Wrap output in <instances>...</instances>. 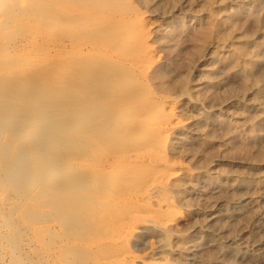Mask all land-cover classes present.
<instances>
[{
    "label": "rangeland",
    "instance_id": "rangeland-1",
    "mask_svg": "<svg viewBox=\"0 0 264 264\" xmlns=\"http://www.w3.org/2000/svg\"><path fill=\"white\" fill-rule=\"evenodd\" d=\"M108 2L0 13V264H264V0Z\"/></svg>",
    "mask_w": 264,
    "mask_h": 264
},
{
    "label": "bare ground",
    "instance_id": "bare-ground-1",
    "mask_svg": "<svg viewBox=\"0 0 264 264\" xmlns=\"http://www.w3.org/2000/svg\"><path fill=\"white\" fill-rule=\"evenodd\" d=\"M18 1H20V0H0V13L3 12V11H5L6 9L8 10V9H10L11 7H14ZM63 1H65L68 5H71V6H72V7H68V8L66 9V11H68L69 9H70V10H73L74 7H76V6H78V5H81V8H82V6H91V5H94L95 3H99V1H102V0H63ZM103 1H106V2L110 1V2H108V3H111V2L114 1V0H103ZM46 2H47V0H46ZM100 3H101V2H100ZM130 7H131V6H130ZM88 8H89V7H88ZM94 10H95V9H94ZM12 13H13V12H12ZM12 13H11V14H12ZM88 13H89V12H88ZM111 13H112V12H111ZM127 13H128V12H127ZM88 15H89V14H88ZM88 15H87V16H88ZM90 15H91V14H90ZM85 16H86V15H85ZM90 18H91V17H90ZM18 20H20V18L18 17V13H17V15L13 17V19H12V21H11V24H12V23H13V24H14V23H17ZM62 22H63V21H62ZM126 22H127V21H126ZM127 24H128V23H127ZM125 26H126V25H125ZM143 28H144V26H143ZM123 33H124V32H123ZM131 38H132V37H131ZM144 40H145V39H144ZM145 42H146V41H145ZM145 42H144V43H145ZM142 45H143V44H142ZM149 54H150V53H149ZM151 58H152V57H151ZM256 63H257V62H256ZM77 78H79V77H77ZM72 79L75 80L76 77H75V78H72ZM74 80L71 81V79H70V82H67V83H70V84H71L72 82H74ZM68 81H69V80H68ZM75 81L77 82L78 80H75ZM79 81H80V80H79ZM79 81H78L77 83L80 84ZM63 83H64V86H66V85L69 86V84H67L66 81L63 82ZM74 83H75V82H74ZM77 83H76V85H79V84H77ZM65 84H66V85H65ZM81 84H82V83H81ZM228 85H229V84H228ZM64 86H63V88H65ZM68 86H67V88H65V90L69 88ZM225 87H226V86H225ZM59 88H60V87H59ZM59 88H56L55 85H53V84H49V85H47V87L45 88V90H44L43 92L40 93V95H39V99H38L37 101L45 102V100L51 99L50 97H53V96H54V98L56 99V97L58 96V97H57V98H58V99H57L58 103H60L61 105L63 104V105H64V106L62 105L63 107H65V106H66V107H67V106H70V103H69V102L72 101V100L69 99V96H65L62 92H61V93L64 95V97H61L62 95L59 96V95L56 94V93L58 92V89H59ZM70 88H75V87H74V86H73V87L71 86ZM77 88H78V86H77ZM79 88H80V87H79ZM59 90H60V89H59ZM77 90H78V89H77ZM77 90H75V92H76ZM68 91H69V90H68ZM70 91H71V90H70ZM70 91H69V92H70ZM78 91H80V90H78ZM78 91H77V92H78ZM65 92H66V91H65ZM24 93H25V92H24ZM33 93H34V92H33ZM59 93H60V92H59ZM61 93H60V94H61ZM73 93H74V92H73ZM70 95H71V97H73L72 94H70ZM24 96H25V95H24ZM25 97H26V96H25ZM83 97H84V96H83ZM27 98H28V97H27ZM54 98H53V99H54ZM24 99H25V98H24ZM22 101H23V100H22ZM24 101H25V100H24ZM29 102H30V101H29ZM79 103L81 104V102H79ZM45 106H46V105H45ZM170 107H171V106H170ZM67 109H68V108H67ZM149 109H150L151 112H154V113H155V111L158 109V107H157V105H151V106L149 107ZM170 122H171V121H170ZM171 123H172V122H171ZM142 124H146V123L144 122V123H142ZM176 125H177V124H176ZM168 126H170V124H169ZM172 126H173V125H172ZM181 126H182V125H181ZM140 127H143V125H141ZM157 127H158V126H157ZM174 127H176V126H174ZM141 129H142V128H141ZM143 129H144V128H143ZM151 136H152V135H151ZM153 137H154V136H153ZM155 138H156V137H155ZM161 143H162V142H161ZM161 148H163V146H162ZM144 156H145V154H144ZM147 158H148V156H147ZM135 159H136V158H135ZM138 159H139V158H138ZM144 159H145V158H144ZM146 160H147V159H146ZM138 161H139V160H138ZM130 162H131V161H130ZM132 162H133V161H132ZM141 162L143 163V161H141ZM141 162H140V163H141ZM133 163H134V162H133ZM137 163H138V162H137ZM159 163H160V162H159ZM126 166H127V165H126ZM129 166H130V165H128V168H129ZM131 166H132V165H131ZM131 166H130V168H131ZM151 167H152V166H151ZM132 168H133V166H132ZM134 169H135V167H134ZM145 169H146V167H145ZM145 169H144V171H145ZM131 171H132V170H130V172H131ZM162 171H163V170H162ZM66 172H68V166H66V167L61 171V173H66ZM145 172H146V171H145ZM156 172H158V171H156ZM163 172H164V171H163ZM146 173H148V172H146ZM153 173H154V172H153ZM153 173H152V174H153ZM161 173H162V172H161ZM148 174H149V173H148ZM154 174H155V173H154ZM154 174H153L152 177H155V176H156V175L154 176ZM174 174H175V173H174ZM150 175H151V174H150ZM166 175H167V174H166ZM161 176H162V175H161ZM161 176H159V178H160ZM167 176H168V175H167ZM169 176H170V175H169ZM172 176H173V175H171V177H172ZM261 176H262V175H261ZM150 177H151V176H150ZM159 178H158L157 181L153 180L154 182L151 180L152 178H151L150 180H151L153 183H156V182L159 181ZM162 178H163V177H162ZM168 178H169V177H168ZM166 179H167V177H166ZM85 180L88 181L87 179H85ZM150 180H148V182H149ZM163 180H164V179H163ZM161 181H162V180H161ZM165 182H166V180H165ZM165 182H164V183H165ZM151 184H152V183H150V186H151ZM165 184H166V183H165ZM147 185H148V183H147ZM158 186H159V185H158ZM151 187H152V186H151ZM146 188H147V187H146ZM146 188H145V189H146ZM156 188H157V187H156ZM145 189H144V190H145ZM150 189H151V188H150ZM153 189H154V188H153ZM153 189H152V190H153ZM158 189H160V188H158ZM144 190H143V191H144ZM99 191H100V190H99ZM99 191H98V189H97V192H98V193H99ZM145 192H146V191H145ZM145 192H144V193H145ZM95 193H96V192H94V194H95ZM103 193H104V192H103ZM140 193L144 194L143 192H140ZM148 193H149V192H148ZM148 193H146V194H148ZM94 194H93V195H94ZM101 194H102V193H101ZM116 194H118V193H116ZM95 195H97V193H96ZM102 195H103V194H102ZM114 195H115V194H114ZM118 195L120 196L121 194H118ZM118 195H117V196H118ZM151 195H152V194H151ZM151 195H150V196H151ZM99 196H100V195H99ZM105 196L108 198L107 195H105ZM94 197H95V196H94ZM102 197L104 198V196H102ZM102 197H100V198H102ZM112 197H113V196H112ZM112 197H111V199H113ZM138 197H139V196H138ZM140 197H141V196H140ZM96 198H97V197H96ZM116 198H117V197H116ZM120 198H121V197H120ZM146 198H147V197H146ZM91 199H92V198H91ZM97 199H99V197H98ZM111 199H110V200H107V199H106L107 201H106V200H105V201L108 202V203H109V202L111 203ZM94 200H95V198H94ZM94 200H92V201H94ZM102 200L104 201V199H102ZM119 200H120V199H119ZM96 201H98V200H96ZM96 201H95V202H96ZM112 202H115V200H112ZM101 203H102V202H101ZM110 203H109L108 205L111 206ZM116 203H117V202H116ZM165 203H166V202H165ZM83 204H84V203H83ZM83 204H82V206H83ZM90 204H92V202H91ZM119 204L121 205L122 202H121V203L119 202ZM167 204H168V203H167ZM88 205H89V203L86 205V208H87V207H90V205H89V206H88ZM96 205H97V204H96ZM99 205H101V204H99ZM99 205H97V206H99ZM103 205H104V203H103ZM103 205H102V206H103ZM105 205H106V204H105ZM108 205L106 206L107 208L110 207V206L108 207ZM112 205H113V204H112ZM93 206H95V204H93ZM93 206L91 205V207H90V211H91V208H92V209H93V208L95 209L96 206H95V207H93ZM102 206H101V209H102ZM113 206L117 207L116 205H113ZM118 206H119V205H118ZM124 206H126V205H124ZM83 207H84L83 210L86 209L85 206H83ZM103 207H104L103 211L106 210L105 206H103ZM115 207H114L113 209H111V210L116 209ZM119 207H120V206H119ZM119 207H117V211L121 210V208H122L123 206H122L120 209H119ZM127 207H128V206H127ZM127 207H125L124 209H125V212H127L128 215H129V212H130V211L126 210ZM167 207H168V206H166V208H167ZM98 208H99V207H98ZM110 208H111V207H110ZM131 208H132V207H131ZM94 209H93V210H94ZM96 209H97V208H96ZM118 209H119V210H118ZM122 209H123V208H122ZM128 209H129V208H128ZM160 209H161V208H160ZM160 209H159V210H160ZM163 209H164V208H163ZM83 210H82V212H83ZM87 210H88V208H87ZM93 210H92V211H93ZM107 210H108V209H107ZM129 210H130V209H129ZM134 210H135V209H134ZM95 211H96V210H95ZM95 211H93V212H95ZM108 211H110V210H108ZM114 211H115L116 214H118V212H117L116 210H114ZM163 211H164V210H163ZM84 212H85V211H84ZM84 212H83V213H84ZM98 212H99V211H98ZM98 212H97V214H98ZM121 212H122V213H125V212L122 211V210H121ZM121 212H119V213H121ZM131 212H132V210H131ZM134 212H135V211H134ZM90 213H91V212H90ZM111 213L113 214V211H112ZM122 213H121V214H122ZM162 213H163V212H162ZM173 213H174V212H173ZM84 214H85V213H84ZM84 214H83V215H84ZM86 214L89 215V212L87 211ZM91 214H92V213H91ZM95 214H96V213H95ZM99 214H100V213H99ZM104 214H105V213H103V215H104ZM131 214H132V215H135V213H131ZM131 214H130V215H131ZM160 214H161V213H160ZM101 215H102V214H101ZM103 215H102V216H103ZM118 215H119V214H118ZM123 215H124V214H123ZM125 215H126V214H125ZM136 215H137V213H136ZM151 215H152V214H151ZM170 215H172V216H171V219H173V214L170 213ZM84 216H85V215H84ZM86 216H87V215H86ZM86 216H85V217H86ZM96 216H97V215H96ZM104 216H106V214H105ZM110 216H111V215H110ZM116 216H117V215H116ZM119 216H120V215H119ZM126 216H127V215H126ZM145 216H146V215H145ZM152 216H153V215H152ZM154 216H156V215L154 214ZM82 217H83V216H82ZM85 217H84L83 219H88V217H87V218H85ZM90 217H93V215H90ZM94 217H95V216H94ZM106 217H107V216H106ZM111 217H112V216H111ZM111 217H110V218H111ZM130 217H131V216H129L128 218L130 219ZM132 217H133V216H132ZM132 217H131V218H132ZM134 217H135V216H134ZM136 217H137V216H136ZM148 217L150 218V216H148ZM156 217H158V216H156ZM210 217H211V216H210ZM224 217H225V216H224ZM80 218H81V217H80ZM97 218H98V217H97ZM101 218H102V217H101ZM103 218L105 219V217H103ZM103 218H102V220H103ZM116 218H117V217H116ZM116 218H115V219H116ZM126 218H127V217H126ZM149 218H148V219H149ZM159 218H163V215H161V217H159ZM93 219H94V218H93ZM151 219H154V218H151ZM164 219H166V218H164ZM167 219H168V218H167ZM207 219H208V218H207ZM81 220H82V218H81ZM90 220L92 221V218H91ZM94 220H95V219H94ZM94 220H93L92 222L95 224ZM118 220H119V219H118ZM127 220H128V219H127ZM130 220H131V219H130ZM205 220H206V219H205ZM205 220H204V221H205ZM87 221H88V220H86V222H85V220H84L83 222L87 223ZM95 221H98V220H95ZM107 221H108V220H107ZM128 221H129V220H128ZM132 221H133V220H131L130 223H132ZM138 221H139V220H138ZM92 222H91V224H93ZM156 222H157V220L155 221V223H156ZM166 222H167V221H166ZM166 222H165V223H166ZM78 223H80V220H79ZM78 223H77V224H78ZM81 223H82V222H81ZM85 223H84V226L87 225V224L85 225ZM97 223H98V222H97ZM137 223H138V222H137ZM139 223H141V222H139ZM142 223H145V222H142ZM147 223H148V222H147ZM160 223H162V221H160ZM163 223H164V221H163ZM205 223H206V221H205ZM211 223H212V222H211ZM88 224H89V223H88ZM91 224H90V227H91ZM94 224H93V225H94ZM103 224H104V223H103ZM103 224L100 225V228L103 226ZM106 224H107V223H106ZM132 224H133V223H132ZM167 224H168V223H167ZM98 225H99V224H98ZM128 225H129V224H128ZM128 225H126V226H128ZM130 225H131V224H130ZM161 225H162V224H161ZM163 225H164V224H163ZM204 225H205V224H204ZM76 226H82V224H81V225L78 224V225H76ZM104 226H105V225H104ZM133 226H134V225H133ZM205 226H206V225H205ZM95 227H96V225H95ZM95 227H94V228H95ZM78 228H79V227H78ZM81 228H83V227H80V231H81ZM86 228H87V226H86ZM86 228H85V229H86ZM155 228H156V227H155ZM83 229H84V228H83ZM88 229H89V226H88ZM92 229H93V228H92ZM114 229H115V228H114ZM137 229H138V227H132L131 230H128V231H127V238H125V239H128L129 241H133L134 238H135L136 235H137V231H138ZM76 230H77V229H76ZM78 230H79V229H78ZM90 230H91V229H90ZM139 230H140V229H139ZM159 230H160V229H159ZM85 231H86V230H85ZM85 231L83 230L84 233H85ZM87 231H88V230H87ZM101 231H102V230H101ZM109 231H110V230H109ZM209 231H210V230H209ZM78 232H79V231H78ZM78 232H77V233H78ZM89 232H90V231H89ZM112 232H113V230H112ZM114 232H116V231H114ZM118 232H120V230H119ZM118 232H117V234L119 235ZM160 232H161V231H160ZM84 233H80V234H84ZM105 233H106V232H105ZM124 233H125V232H124ZM86 234H87V233H86ZM112 234H113V233H112ZM97 235H99V232H98ZM100 235H102V234H100ZM107 235H109V234H107ZM110 235H111V233H110ZM123 235H124V234H123ZM72 236H73V235H72ZM72 236H70V237H72ZM84 236H85V235H84ZM92 236H93V235H92ZM92 236H91V237H92ZM95 236H96V235H94V237H95ZM115 236H116V235H115ZM115 236L112 235V237H114V238H115ZM76 237H78V236L76 235ZM80 237L82 238L83 236L80 235ZM80 237H79V238H80ZM88 237H89V236H87V238H88ZM103 237L105 238V236H103ZM103 237H102V238H103ZM112 237H108V238H110V240H111ZM116 237H118V236H116ZM72 238H74V237H72ZM106 238H107V237H106ZM77 239H78V238H77ZM96 239H97V238H96ZM112 239H113V238H112ZM125 239H124V240H125ZM67 240H68V239H67ZM70 240H71V239H70ZM73 240H74V239H73ZM81 240H82V239H81ZM86 240H87V239H86ZM89 240H90V238H89ZM108 240H109V239H108ZM118 240H119V239H118ZM121 240H122V239H121ZM71 241H72V240H71ZM71 241H70V242H71ZM256 241H257V240H256ZM72 242H73V241H72ZM74 242H75V240H74ZM89 242H90V241H89ZM94 242H95V240H94ZM110 242H111V241H110ZM110 242L107 243V246H106L107 248H108V244H109ZM115 242H116V241H115ZM118 242H119V241H118ZM260 242H261V241H260ZM79 243H80V242H79ZM90 243H91V242H90ZM111 243H112V242H111ZM123 243H124V242H123ZM126 243H127V242H126ZM74 244H75V243H74ZM85 244H86V242H85ZM87 244H89V243H87ZM92 244H94V243H92ZM102 244H104V242H103ZM117 244H118V243H117ZM90 245H91V244H90ZM97 245L99 246V244H97ZM82 246H83V245H82ZM86 246H87V245H86ZM93 246H94V245H91L92 248H93ZM102 246H103V245H102ZM109 246H110V245H109ZM72 247H73V246H72ZM89 247H90V246H89ZM91 247H90V249H91ZM100 247H101V246H100ZM110 247H111V246H110ZM112 247H113V246H112ZM260 247H261L262 250H264V243H261V244H260ZM84 248H86V247H84ZM107 248L104 249V250H107ZM257 249H258V248H257ZM261 249H260V250H261ZM92 250H93V249H92ZM109 250H110V249H109ZM209 250H210V249H209ZM193 251H194V250H193ZM91 252H93V251H91ZM108 252H109V251H108ZM189 252L191 253V251H189ZM250 252H251V251H250ZM254 252H255V251H254ZM109 253H110V252H109ZM190 253H189V254L187 253L188 255H187V258H186V259L192 262V261H193V256H190V255H191ZM255 253H256V252H255ZM258 253H259V251H258ZM263 253H264V252H263ZM93 254H94V253H93ZM131 255H133V254H131ZM91 256H92V255H91ZM110 256L112 257L113 255H110ZM189 256H190V257H189ZM194 256H195V255H194ZM119 257H120V256H119ZM119 257H118V258H119ZM125 257H126V256H125ZM255 257H256V256H255ZM259 257H260V256H259ZM123 258H124V257H123ZM130 258H131V257H130ZM101 259H102V258H101ZM101 259H99V260H101ZM103 259H104V258H103ZM108 259H110V258H108ZM114 259H115V258H114ZM135 259H136V258H135ZM111 260H112V259H111ZM116 260H117V259H116ZM119 260H120V259H119ZM119 260H117V262H118ZM122 260H123V259H122ZM144 260H145V259H144ZM237 260H238V259H237ZM120 261H121V260H120ZM129 261H130V260H129ZM107 262H108V261H107ZM184 262H185V261H184ZM119 263H120V262H119ZM123 263H124V262H123ZM140 263L143 264L142 262H140ZM107 264H108V263H107ZM126 264H136V263H135L134 261H132V259H131V262L126 263ZM137 264H138V263H137Z\"/></svg>",
    "mask_w": 264,
    "mask_h": 264
}]
</instances>
